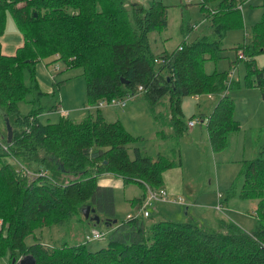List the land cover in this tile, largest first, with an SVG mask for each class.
<instances>
[{"label":"trees","instance_id":"1","mask_svg":"<svg viewBox=\"0 0 264 264\" xmlns=\"http://www.w3.org/2000/svg\"><path fill=\"white\" fill-rule=\"evenodd\" d=\"M198 3L209 21V32L187 42L185 34L192 26L183 16L180 28L187 31L181 43L174 50L153 53L148 33L166 27V9L160 1L152 0L145 7L125 0H0V36L8 13L22 36L12 55L3 53L0 42V109L13 131L7 142L5 128L0 147V258L7 255L6 264L26 254L34 264H264V202L260 203L264 201V125L251 140L253 157L242 161L237 175L242 182L240 198L259 201L252 230L230 218L216 219L215 228L191 215L183 220L159 216L145 222L142 218L139 204L145 199V188L157 190L162 171L180 166L179 137L187 128L181 118V97L220 93L208 118L199 117L213 152L223 149L227 134L238 129L227 93L238 87L229 77L236 63L245 62L246 82L254 84L264 100V64L257 68L252 60L264 52V3L259 20L249 31L245 28L243 42L232 47L235 60L229 61L227 70L211 72H205V61L219 58L227 30L242 27L240 3ZM238 51L244 59L237 57ZM49 58L58 65L56 72L81 68L91 106L83 119L60 114L55 101L46 105L59 84L53 80L52 91L44 92L36 66ZM30 93L34 98L28 101ZM129 96L143 97L154 126L158 115L153 105L167 97L173 136L166 154L148 155L144 145L136 142L145 137L131 136L120 119L107 121L97 106L102 100H126ZM21 101H38L40 105L22 113ZM56 110L59 121L40 120V114ZM105 175L117 176L123 185L136 184L142 193L129 200L132 206L135 200L139 205L133 215L107 221V245L90 249L86 241L94 239L90 232L97 225L84 216L81 207L95 208L100 217L115 213L113 187L98 184ZM231 187L229 196L234 194ZM72 217L92 224L85 239L51 245L34 232L37 227L63 224ZM30 233L35 238L27 243L25 237Z\"/></svg>","mask_w":264,"mask_h":264},{"label":"rangeland","instance_id":"2","mask_svg":"<svg viewBox=\"0 0 264 264\" xmlns=\"http://www.w3.org/2000/svg\"><path fill=\"white\" fill-rule=\"evenodd\" d=\"M125 1L127 4L134 1H141L146 7L152 0ZM157 1H160L165 6L166 27L160 31L148 33V41L153 53H158L162 50H174L181 43L180 23L181 17L183 16L186 17L188 26L192 24V31L189 29V35L185 36L187 42L209 32V21L197 0ZM238 2L241 6L242 27H234L225 32V36L222 39L223 47L218 54L219 58L205 61V72H211L213 69L215 71L227 70L229 61L235 60V50L232 47L240 45L243 42L244 29L246 28L249 31L250 26L260 18L262 10L261 3L264 0H238ZM0 40L4 44V50L6 52L15 51L17 44H21V34L10 13L6 16L4 34ZM51 59L39 61L36 66V76L41 82L42 90L53 88V80H55L54 83L59 84V88H55V96L49 99L50 103H46V105L50 106L56 102L62 109L69 112L67 116L70 119H83L88 113V101L86 96V80L85 76L82 75L81 68H69L65 70L63 68L62 71L56 72L59 68L55 69V64L50 62ZM252 60L257 68L261 67L264 64V52L254 55ZM46 63L48 64L47 66L45 65ZM50 74H54V79L51 78ZM245 76L246 65L245 62L240 61L236 65V68H233L229 74V77L238 80L240 87L228 90L233 104V116L240 119V128L228 133L225 146L216 152L211 151L205 137L206 132L204 126L202 123H199V111H204V109L198 106H202L203 101L207 100L211 92H205L198 96L186 95L181 97L180 107L182 120L185 123L189 120L194 122L197 120L198 123L195 124V130L198 131V127H200L195 139L191 140L184 134L179 141L180 166L174 169L176 173L174 182H180L182 186L178 187V191H174L173 194L178 195V197L180 196L183 199V204L171 200H156L161 202L157 203L155 207L152 205L153 202L145 207L149 212V215L142 216L145 222L156 219L161 214L163 217L172 220H183L191 215L202 224L210 227L214 226L217 222L215 218L213 219L214 215L217 216L220 213H225L244 229L250 231L254 228L256 224L255 214H257L255 211L259 201L258 199L240 198L238 192L240 191L242 182L237 178V175L243 167L242 161L250 160L254 155L251 138L256 134L255 128L264 125V100L261 98L260 90L254 84L249 85L246 82ZM248 78L252 79V76L249 75ZM214 95L221 96L220 93ZM33 98V94L30 93L27 94L26 100L29 101ZM143 100L142 96L127 98L125 105L128 106V109L125 113L118 110L122 108L117 106H106L101 110L107 116V121H113L119 115L124 128L131 136L145 137L141 141L138 138L136 142H139V145H144L146 150L148 149L147 147H150L151 150L157 152L166 143L160 141V132H163L164 135L169 134L166 124L167 97L163 96L153 105V110L158 115V122L155 126L150 116L147 103ZM39 105L38 101L33 104L21 101L19 102V110L25 113L33 107L37 108ZM92 112L94 113L95 111L92 110ZM42 114L41 121L43 122H57L60 119V114L56 111H49L46 114ZM5 128L3 111L0 109V142H2L1 134L3 132L5 133ZM147 154L152 155V153ZM129 155L131 156V150H129ZM103 177H100V179L102 180ZM100 179H98V182ZM103 179L108 182L111 181L112 183L119 180L114 175L105 176ZM118 183L120 185L114 187L113 193L115 206L114 216L101 215V218H103L102 221L96 224L97 228L104 232L108 229L107 222H105L107 218L121 220L127 217L128 213L133 215L136 210L135 206L138 203L135 202L137 200L132 201L136 203V205L132 206L129 200L142 193V189L136 184L126 183V185H123L120 182ZM230 187L235 188L232 196H229L228 193ZM160 189L163 188L160 187ZM145 190L146 192L148 190L154 192L149 188H145ZM187 203L189 204L187 205ZM139 205L141 206L142 202ZM214 205L219 206L220 211L214 209ZM185 207L188 210L186 216ZM262 207L264 210V206ZM252 212H255V214L253 213V215ZM229 218L225 217L224 219L230 220ZM91 228V224L89 225L82 220L78 222L76 217H72L63 224L37 227L34 232L44 244L58 245L64 242L74 243L78 242V240L85 239V233ZM34 238L33 233H30L25 237V241L31 243L34 241ZM107 243V233L104 237L86 241L90 249H97L107 245ZM17 261L18 259H14L12 262L13 264H17ZM0 263H7V255L0 258Z\"/></svg>","mask_w":264,"mask_h":264},{"label":"crops","instance_id":"3","mask_svg":"<svg viewBox=\"0 0 264 264\" xmlns=\"http://www.w3.org/2000/svg\"><path fill=\"white\" fill-rule=\"evenodd\" d=\"M198 2L200 1V0H197ZM263 1V0H262ZM138 2H140L141 4H143L144 5V3L143 2H141V1H138ZM264 3V2H263ZM262 4V3H261ZM240 10H241V6H240ZM191 26H192V24H191ZM184 31H187V30H185V29H182L181 30V28H180V33H181V36H182V34H183V32ZM190 31H192V29L190 30ZM189 31V32H190ZM189 32L187 31V33L185 34V35H189ZM4 34V33H3ZM3 34L0 36V39H1V37L3 36ZM225 36V35H224ZM224 36H223V38H224ZM21 38H22V36H21ZM197 38V37H196ZM222 38V39H223ZM186 40H187V38H186ZM0 42H1V40H0ZM22 42V41H21ZM1 45H2V51H3V53H5V54H7V55H12V54H14V52L15 51H13V52H6L5 50H4V44L1 42ZM20 46V44H17V48ZM220 47L222 48L223 46H222V40H221V44H220ZM16 48V49H17ZM239 63V62H238ZM238 63H236L235 65H234V68H236V65L238 64ZM233 69V68H232ZM232 71V70H231ZM51 75V78L53 79V75L52 74H50ZM234 79V78H233ZM234 80H236L237 82H238V80L237 79H234ZM39 84H40V87H42L41 86V82L39 81ZM240 87V85H239V82H238V87L237 88H239ZM44 89V88H43ZM52 89L53 88H48V89H45V90H43L44 92H47V93H50L51 91H52ZM227 93H228V91H227ZM219 95H214V94H212V93H210L209 95H208V98H207V100H205V101H203V104H202V106H198L199 108L200 107H203V109H204V111H199V117L201 116L202 118H205V117H207L208 118V115H209V113L211 112V110H212V108H213V106H214V104L217 102V100L219 99ZM232 100V99H231ZM208 101V102H207ZM126 105H124L123 107H120V108H122V109H118V110H120L122 113H125L126 112V110L128 109V106H126ZM117 107H119V106H117ZM125 107V108H124ZM166 107H167V105H166ZM91 108V106H89L88 105V108H87V111L89 110ZM181 108V107H180ZM60 110H62V111H64V112H66L64 109H62L61 107L59 108ZM56 112H58V110H56ZM59 113V112H58ZM68 114H69V112H67ZM46 114V113H45ZM43 114H40V120H41V116H42ZM79 115H81V114H79ZM104 115V114H103ZM105 116V118L107 119V116L106 115H104ZM168 108H167V115H166V118H167V122H166V124H167V126H168V135H164V133L163 132H160V137L161 138H159L160 139V141L161 142H166V143H164L159 149V151H157V152H160V153H163V154H166L167 152H168V150L170 149V146H171V139H172V136H173V127H172V125H171V123H170V121H169V118H168ZM200 117V118H201ZM231 118H232V120L233 121H235V122H237V124H238V129L240 128V119H238V118H235L234 116H233V107H232V113H231ZM117 119H120L121 120V118L119 117V115H118V118ZM75 120V119H74ZM184 121V120H183ZM43 122V121H42ZM165 123V122H164ZM185 123V122H184ZM198 123V122H197ZM199 123H202L203 124V126H204V129H205V132H206V128H205V123L204 122H201V121H199ZM196 123H194L193 125H191V126H189V127H187L186 128V132L184 133L185 135H186V137H188L189 139H191V140H193V139H195V137L197 136V132L199 133V130H200V127H198L199 128V130L198 131H196L195 130V125ZM257 128H259V127H257ZM257 128H255V130L257 129ZM237 129V130H238ZM232 131H235V130H232ZM232 131H230V132H232ZM229 132V133H230ZM183 134V135H184ZM183 135L181 136V137H183ZM181 137H179V141H180V138ZM206 140H207V143H208V139H207V134H206ZM227 137V136H226ZM253 138V137H252ZM252 138H251V140H252ZM186 140L188 141V139L186 138ZM0 144H2V142H0ZM170 144V145H169ZM209 144V143H208ZM210 146V145H209ZM145 147V146H144ZM148 149L146 150L145 149V151L147 152V153H152V155L151 156H154L157 152H154V150H151L150 149V147H147ZM211 148V147H210ZM153 151V152H152ZM167 151V152H166ZM211 151H212V149H211ZM213 152V151H212ZM177 168H179V166H173V167H170V168H166V169H164L163 171H162V173H161V188H163V190H165V192H166V194L167 195H169V196H171V197H177L178 195H174L173 194V192L174 191H178V187H181L182 186V184H180V182H178V183H175L174 182V177L176 176V173H175V171H174V169H177ZM105 176H109V175H105ZM105 176L103 177V178H105ZM102 178V180L100 179V181L98 182V184L100 185V186H110V187H113V193H114V187L115 186H119L120 184L118 183V182H120V183H122L120 180H116L115 181V183H112L111 181L110 182H108L107 180H104ZM180 197V196H179ZM182 199V198H181ZM182 201H183V199H182ZM161 201H156V202H153L152 203V205L155 207L156 206V204L157 203H160ZM180 204V203H179ZM189 203H187V205H188ZM214 209H216V210H219L220 211V208H219V206H217V205H214V207H213ZM114 210H115V206H114ZM186 212L188 213V210H187V208H186ZM158 213H159V211H158ZM255 214V212H252V214ZM148 214H149V212H148ZM159 214H161V213H159ZM253 214V215H254ZM156 215H158V214H156ZM161 216H163L162 214H161ZM186 216V215H185ZM225 217H227V218H229L228 216H227V214H225V213H220L219 215H217V216H215L214 215V217H213V219L215 218V220L216 219H224ZM255 218H256V214H255ZM232 220V219H231ZM91 224V223H90ZM214 224V223H213ZM92 225V224H91ZM240 225V224H239ZM208 226V225H207ZM217 226V224L215 223L214 224V226H210V227H213V228H215ZM241 226V225H240Z\"/></svg>","mask_w":264,"mask_h":264},{"label":"built area","instance_id":"4","mask_svg":"<svg viewBox=\"0 0 264 264\" xmlns=\"http://www.w3.org/2000/svg\"><path fill=\"white\" fill-rule=\"evenodd\" d=\"M178 48H180V47H178ZM237 57L239 59H244L245 58L244 55H243V53L241 51H238L237 52ZM55 68L57 69L58 68V65H56ZM130 97H132V96H129L128 98H130ZM126 100L112 99L110 102H105V101L102 100V101H99L98 102L97 106L98 107H101V108L106 107V106H119V107H123L126 104ZM59 112L62 115H68L67 112H64L62 110H60ZM197 122H198L197 120H195V122L192 121V120H189V121L186 122V126L189 127V126H191V125H193L194 123H197ZM155 200H164V201L165 200H171L173 202L177 201L178 203H183V201H182V199L180 197H176L173 200L172 199H169L168 198V195L166 194V192L163 189H160V187L157 190H155L154 192H152L151 190H148L146 192L145 199L143 200L142 206H141V210H142V214L143 215H147L148 214V210L145 207L148 204H151ZM90 233H91V237H93V238H101V237L104 236V231H102V230H100L98 228H92ZM87 237H89V236L87 235Z\"/></svg>","mask_w":264,"mask_h":264},{"label":"water","instance_id":"5","mask_svg":"<svg viewBox=\"0 0 264 264\" xmlns=\"http://www.w3.org/2000/svg\"><path fill=\"white\" fill-rule=\"evenodd\" d=\"M5 122H6V129H7V142H10L11 138H12L13 131H12V127L9 123V120L6 119ZM81 211L84 214V216L87 217L90 222H92L93 225L98 224L103 219L99 216L98 212L95 211V208H92L89 205H85V206L81 207ZM109 219H111V218H107V220H105V222L109 221ZM111 221L115 222V221H117V218H113ZM111 221H110V223H111ZM12 261H14V257L12 258ZM17 262H18V264H34L35 261L30 254H26V255L20 257Z\"/></svg>","mask_w":264,"mask_h":264},{"label":"flooded vegetation","instance_id":"6","mask_svg":"<svg viewBox=\"0 0 264 264\" xmlns=\"http://www.w3.org/2000/svg\"><path fill=\"white\" fill-rule=\"evenodd\" d=\"M17 264H18V262H17Z\"/></svg>","mask_w":264,"mask_h":264}]
</instances>
